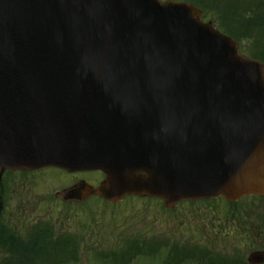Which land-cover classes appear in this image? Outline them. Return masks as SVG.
<instances>
[{
	"label": "water",
	"instance_id": "95a60500",
	"mask_svg": "<svg viewBox=\"0 0 264 264\" xmlns=\"http://www.w3.org/2000/svg\"><path fill=\"white\" fill-rule=\"evenodd\" d=\"M199 16L157 0H0V178L100 171L105 201L168 209L264 196V66Z\"/></svg>",
	"mask_w": 264,
	"mask_h": 264
},
{
	"label": "rangeland",
	"instance_id": "374dc122",
	"mask_svg": "<svg viewBox=\"0 0 264 264\" xmlns=\"http://www.w3.org/2000/svg\"><path fill=\"white\" fill-rule=\"evenodd\" d=\"M38 183L46 182L47 187H65L70 184L68 178L63 173L53 170L42 171L37 178ZM86 181L97 180V174H87L83 177ZM60 187V188H61ZM57 189V188H56ZM144 199H125L123 202L112 206L104 204L96 198L86 201V204L74 206V217L69 222L71 229H75L86 236L85 245L90 249L77 253L74 264H115L101 262L99 254L106 253L109 249L117 248V240L121 234L126 235L132 229H137L136 233L129 235L126 239H143L154 244V251L160 250L159 256L152 259H137L131 264H163L164 256L162 248L164 245H186V241L196 242L199 239L211 249L223 247L227 238L243 237L247 245L264 247V238L246 239L248 231L240 227L238 221L230 222L224 218L228 207L223 202L215 204H182L173 211L162 210L159 203ZM252 200V199H251ZM243 201L237 206V210L242 213V209L252 203ZM148 202V203H147ZM258 202H254L257 204ZM254 207V206H253ZM237 216V213H234ZM228 235H227V234Z\"/></svg>",
	"mask_w": 264,
	"mask_h": 264
},
{
	"label": "flooded vegetation",
	"instance_id": "af4514ba",
	"mask_svg": "<svg viewBox=\"0 0 264 264\" xmlns=\"http://www.w3.org/2000/svg\"><path fill=\"white\" fill-rule=\"evenodd\" d=\"M50 170L65 174L70 182L68 187L62 190V197L58 191L50 190L46 182L38 183L37 180L40 177L37 178V176L45 170L6 172L2 177L0 226L6 230L3 234H7L4 244L10 251L9 255L0 253L1 258H7L10 255L15 258L41 256L43 242H47L45 244L47 246H53L55 244H51V241L57 240H62L59 245H71L70 248L62 249L63 252L81 253L90 249L89 245H85L86 236L78 230L71 229L69 222L72 219L67 213L54 210L78 205L93 197L92 195L83 196L82 190L86 185V181L82 179L84 173L70 175L57 169L50 168ZM72 190L76 194L72 199H66V194ZM239 218L246 221L245 224H240L244 231L249 232L246 239H252L254 243L256 238H264V214H250ZM66 240L68 242H65ZM233 243L236 247L230 250L234 253L230 257L232 264H248L247 257L250 253L264 251V247L260 245L248 246L243 237L234 238ZM57 251L59 250L51 249L44 253L53 254Z\"/></svg>",
	"mask_w": 264,
	"mask_h": 264
},
{
	"label": "trees",
	"instance_id": "16d2710c",
	"mask_svg": "<svg viewBox=\"0 0 264 264\" xmlns=\"http://www.w3.org/2000/svg\"><path fill=\"white\" fill-rule=\"evenodd\" d=\"M186 2L202 12V21H210L232 40L239 43V53L253 58L264 64V0H176ZM239 213V212H237ZM0 229V250L9 253V247L4 244ZM130 241V240H129ZM127 241V242H129ZM61 243V241H60ZM66 246L48 247L43 243V255L32 257L0 259V264H74L77 254L61 252ZM58 249L56 253L47 254L45 251ZM147 244L125 246L117 258H112L110 263L127 264L133 258L141 256L150 257ZM166 258L164 264H206L205 256L201 255L199 247L185 249L174 243L166 247ZM129 255L124 260L123 258ZM109 257V256H108ZM105 257V258H108ZM219 264H226L225 260L217 259Z\"/></svg>",
	"mask_w": 264,
	"mask_h": 264
}]
</instances>
